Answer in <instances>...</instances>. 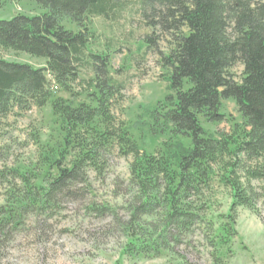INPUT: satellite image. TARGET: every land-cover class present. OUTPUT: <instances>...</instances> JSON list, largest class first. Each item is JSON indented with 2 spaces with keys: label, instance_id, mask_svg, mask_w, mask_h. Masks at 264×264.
I'll list each match as a JSON object with an SVG mask.
<instances>
[{
  "label": "trees",
  "instance_id": "16d2710c",
  "mask_svg": "<svg viewBox=\"0 0 264 264\" xmlns=\"http://www.w3.org/2000/svg\"><path fill=\"white\" fill-rule=\"evenodd\" d=\"M27 1L43 12L0 20V126L10 116L50 106L65 140L60 149L44 153L41 164L48 171L0 172L2 180L12 176L26 189L22 196L13 185L14 205L3 213L6 220L31 208L47 209L61 196L77 197L88 173L103 169L106 156L117 151L133 157L131 183L138 194L131 220L120 222L140 255L146 246L152 252L158 249L135 231V224L156 216L162 217L164 234L170 226L189 229L197 219L194 199L218 172L232 192L233 209L252 206L257 194L251 183L264 180V171L250 167L264 160V0L137 1L152 29L146 43L160 35L170 38L169 52L161 61L173 94L149 109L143 123L153 141L161 142L154 153L142 149L125 124L116 123L113 108L124 87L113 77L118 71L113 69L110 47L96 45L99 40L90 26L92 19L116 16L127 0ZM3 52L25 54L46 64L35 68L8 61L1 57ZM238 64L244 67L240 82L230 75ZM86 69H91L92 77L81 81ZM52 81L84 101L75 105L55 97ZM77 83L81 91L74 95ZM224 100L236 102L243 123L233 124L230 134L216 136L203 123L226 120ZM230 235L225 227L222 239Z\"/></svg>",
  "mask_w": 264,
  "mask_h": 264
},
{
  "label": "rangeland",
  "instance_id": "374dc122",
  "mask_svg": "<svg viewBox=\"0 0 264 264\" xmlns=\"http://www.w3.org/2000/svg\"><path fill=\"white\" fill-rule=\"evenodd\" d=\"M137 1L127 0L116 16L92 19L90 26L99 40L96 45L100 47V42L104 48L110 47L112 66L118 71L113 77L124 87L113 108L116 123L125 124L141 148L154 153L161 142L153 141L143 123L147 122L145 114L149 109L173 94L167 81L168 71L161 61L169 52L170 38L160 35L153 43H146L152 29L142 18ZM42 12L38 5L27 0L7 4L0 1V20ZM65 26L76 29L69 24ZM1 57L35 68L46 64L45 60L14 52H3ZM243 70V65L238 64L230 75L240 82ZM92 74L91 69H86L81 81ZM75 85L74 95H78L81 90L78 83ZM52 91L55 97L75 105L84 101L83 97L70 96L60 88ZM222 106L226 119L223 123H203L216 136L230 134L233 124L243 123L234 100H224ZM64 140L60 122L53 117L50 106L10 116L0 126V172L20 168L29 173L48 171L41 164L44 153L60 149ZM132 162L133 157L125 158L114 152L102 162L103 169L88 173L86 183L78 187L77 197L61 196L47 209L31 208L23 216L10 220L3 213L14 205L10 203L13 185L22 196L26 189L12 176L4 180L0 177V264H264V180L251 183L257 194L252 206L234 210L232 192L219 172L194 199L197 219L189 229L178 231L170 226L164 234L162 217L156 216L144 217L136 223L135 231L158 249L152 252L146 246L144 254L136 253L134 239L122 226L133 216L131 210L138 194L131 183ZM250 167L264 171V160ZM239 175L247 185L241 172ZM225 227L231 233L226 240L222 239Z\"/></svg>",
  "mask_w": 264,
  "mask_h": 264
}]
</instances>
